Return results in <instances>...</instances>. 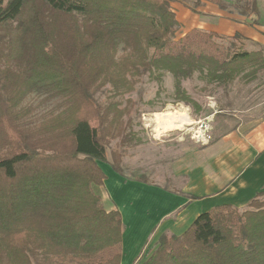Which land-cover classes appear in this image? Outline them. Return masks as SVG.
Masks as SVG:
<instances>
[{"label":"trees","instance_id":"1","mask_svg":"<svg viewBox=\"0 0 264 264\" xmlns=\"http://www.w3.org/2000/svg\"><path fill=\"white\" fill-rule=\"evenodd\" d=\"M182 1L0 0V264H122V214L97 191L103 165L123 176L107 149L131 142L133 102L100 104L97 90L130 94L160 71L177 92L196 73L226 86L264 67V51H247L239 33L195 28L178 39L172 5ZM192 1L195 13L206 3L228 11L224 0ZM240 9L259 16L257 0ZM32 96L57 108L37 118ZM262 197L199 215L140 264H264Z\"/></svg>","mask_w":264,"mask_h":264},{"label":"rangeland","instance_id":"2","mask_svg":"<svg viewBox=\"0 0 264 264\" xmlns=\"http://www.w3.org/2000/svg\"><path fill=\"white\" fill-rule=\"evenodd\" d=\"M224 1L228 5L227 12L206 3L197 8L195 13L192 0L173 4L180 24L177 38H182L195 28L229 36L226 35V25L241 23L258 32L262 42L259 44L247 38L245 49L249 52L264 51L263 0H257L259 16L250 14L247 18L239 14L240 8L248 0ZM223 29L225 34L222 33ZM122 51L121 48L119 53ZM181 88V92H177L173 75L160 71L153 74L148 72L141 77L135 91L130 94L115 93L109 86L95 92L100 104L118 101L124 107L130 101L133 102L130 116L126 118L132 122V130L128 133L131 142L113 141L107 149L108 162L118 165L127 179L181 193L188 183L186 168L188 165L195 166L197 152L234 130L239 123L264 119V67H249L232 85L226 86L196 73L192 79L184 81ZM30 104L37 108L34 113L37 118H43L47 112L57 108L56 103L44 101V97L40 96H32ZM167 110L187 111L194 124L184 131L167 133L157 138L154 115ZM114 153L120 155V161L114 160ZM104 170H107L105 166ZM97 192L103 196L101 190ZM126 198L130 203L134 200L147 201L148 197L143 192L133 190L126 194ZM261 200L264 201V197ZM122 212L126 221L130 217V209L128 206L123 207ZM154 249L144 251L136 264L145 261Z\"/></svg>","mask_w":264,"mask_h":264},{"label":"crops","instance_id":"3","mask_svg":"<svg viewBox=\"0 0 264 264\" xmlns=\"http://www.w3.org/2000/svg\"><path fill=\"white\" fill-rule=\"evenodd\" d=\"M226 26V35L239 33L262 44L255 30L241 23ZM104 166L107 180L98 188L103 196L99 195L107 210L121 212L125 224L122 264H134L144 251L155 248L163 235H182L199 215L222 205L245 209L264 192V119L239 123L197 152L195 166L186 168L188 183L181 193L129 180L109 164ZM133 190L145 193L147 201L129 203L126 194ZM126 206L130 217L125 221L122 208Z\"/></svg>","mask_w":264,"mask_h":264},{"label":"bare ground","instance_id":"4","mask_svg":"<svg viewBox=\"0 0 264 264\" xmlns=\"http://www.w3.org/2000/svg\"><path fill=\"white\" fill-rule=\"evenodd\" d=\"M154 118L157 138L167 133L184 131L186 127L194 124L190 115L184 110H167L163 113L155 114Z\"/></svg>","mask_w":264,"mask_h":264}]
</instances>
